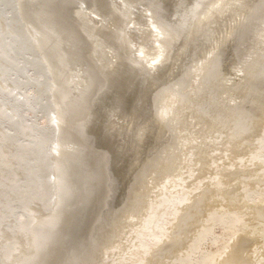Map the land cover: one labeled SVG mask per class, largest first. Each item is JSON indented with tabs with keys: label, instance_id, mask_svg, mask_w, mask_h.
<instances>
[{
	"label": "bare ground",
	"instance_id": "6f19581e",
	"mask_svg": "<svg viewBox=\"0 0 264 264\" xmlns=\"http://www.w3.org/2000/svg\"><path fill=\"white\" fill-rule=\"evenodd\" d=\"M0 264H264V0H0Z\"/></svg>",
	"mask_w": 264,
	"mask_h": 264
},
{
	"label": "rangeland",
	"instance_id": "374dc122",
	"mask_svg": "<svg viewBox=\"0 0 264 264\" xmlns=\"http://www.w3.org/2000/svg\"><path fill=\"white\" fill-rule=\"evenodd\" d=\"M205 246H207V249H209V248H210V242H206V244L203 246L204 249L207 250V249L205 248Z\"/></svg>",
	"mask_w": 264,
	"mask_h": 264
}]
</instances>
